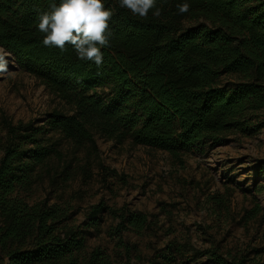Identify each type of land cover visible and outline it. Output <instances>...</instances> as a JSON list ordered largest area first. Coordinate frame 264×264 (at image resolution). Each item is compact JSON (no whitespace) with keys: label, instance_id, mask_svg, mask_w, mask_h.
Listing matches in <instances>:
<instances>
[{"label":"trees","instance_id":"16d2710c","mask_svg":"<svg viewBox=\"0 0 264 264\" xmlns=\"http://www.w3.org/2000/svg\"><path fill=\"white\" fill-rule=\"evenodd\" d=\"M51 2L0 0V45L69 106L67 112L51 110L42 123L2 119L0 264H130L131 254L143 258L136 244L119 237L120 260L101 246L86 253L84 229L98 227L107 210L117 218L115 234L141 233L151 227L147 213L100 200L76 225L68 221V203L29 200L40 168L51 158L64 161L54 134L90 157L97 155L96 133L173 155L180 147L248 133L252 116L264 108V0H157L161 16L149 12L147 19L119 7L118 0H104L114 14L99 68L80 60L71 45L63 53L43 45L38 17ZM185 2L189 11L178 13ZM98 167L106 175L115 172ZM70 172L53 179L65 181ZM210 199L227 209L222 195ZM259 210V204L246 210V219ZM201 255L215 264H246L243 255L196 248L188 239L167 242L155 257L161 264H189Z\"/></svg>","mask_w":264,"mask_h":264},{"label":"rangeland","instance_id":"374dc122","mask_svg":"<svg viewBox=\"0 0 264 264\" xmlns=\"http://www.w3.org/2000/svg\"><path fill=\"white\" fill-rule=\"evenodd\" d=\"M53 109L67 112L69 106L0 45V156L6 133L3 118L42 123ZM250 128L248 133H233L220 142L180 147L176 155L96 133L97 155L87 157L56 133L64 161L51 158L40 168L42 176L34 183L29 200L68 203V221L76 225L88 220L91 205L100 200L149 215L151 227L141 233L115 234L112 228L117 218L104 210L98 227L84 229L86 253L101 246L120 260L123 248L117 242L121 237L136 244L143 256L136 259L131 254L130 264H161L155 256L167 242L188 239L196 248L214 246L223 253L243 255L246 264H264V108L254 113ZM99 163L115 172L106 175ZM70 169L65 181L59 176L53 179L55 173ZM211 195H222L227 209L216 208ZM256 204L259 212L247 220L246 210ZM189 264L215 263L201 255Z\"/></svg>","mask_w":264,"mask_h":264},{"label":"clouds","instance_id":"9594fccd","mask_svg":"<svg viewBox=\"0 0 264 264\" xmlns=\"http://www.w3.org/2000/svg\"><path fill=\"white\" fill-rule=\"evenodd\" d=\"M118 4L142 19H147L149 12L155 18L162 14L157 0H118ZM189 7L187 2L178 4V13H187ZM113 14L104 0H60L59 5L53 0L50 11L39 14L37 28L44 34L45 47L58 48L63 53L66 45H71L80 60L92 61L99 68L103 64L101 48L110 44L109 21Z\"/></svg>","mask_w":264,"mask_h":264}]
</instances>
